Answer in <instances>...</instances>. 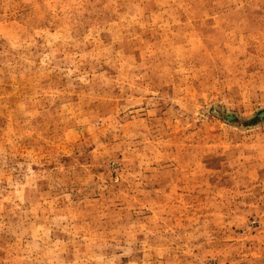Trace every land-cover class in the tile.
Returning a JSON list of instances; mask_svg holds the SVG:
<instances>
[{
    "label": "rangeland",
    "instance_id": "rangeland-1",
    "mask_svg": "<svg viewBox=\"0 0 264 264\" xmlns=\"http://www.w3.org/2000/svg\"><path fill=\"white\" fill-rule=\"evenodd\" d=\"M264 0H0V264H264Z\"/></svg>",
    "mask_w": 264,
    "mask_h": 264
},
{
    "label": "water",
    "instance_id": "water-1",
    "mask_svg": "<svg viewBox=\"0 0 264 264\" xmlns=\"http://www.w3.org/2000/svg\"><path fill=\"white\" fill-rule=\"evenodd\" d=\"M256 119V120H260V121H264V110H260L258 111L256 114H254L250 119Z\"/></svg>",
    "mask_w": 264,
    "mask_h": 264
}]
</instances>
